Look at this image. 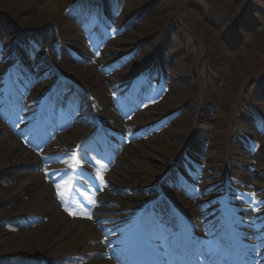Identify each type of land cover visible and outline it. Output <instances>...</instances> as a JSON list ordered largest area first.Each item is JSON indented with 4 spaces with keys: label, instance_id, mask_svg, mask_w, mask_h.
I'll return each mask as SVG.
<instances>
[{
    "label": "rangeland",
    "instance_id": "1",
    "mask_svg": "<svg viewBox=\"0 0 264 264\" xmlns=\"http://www.w3.org/2000/svg\"><path fill=\"white\" fill-rule=\"evenodd\" d=\"M80 1L53 0L50 8L47 0H0V112H6L8 86L14 91L10 96L25 99V92L8 76L20 60L19 55L28 62L25 53L32 62L26 66L28 71L36 67L35 77L43 74L42 67L52 72L34 81L32 88L56 85L51 92V112L33 102L30 113L37 115L40 110L43 121L53 116L54 125L58 126L57 140L63 147L69 146V141L78 139L81 131L74 128L76 118L68 116L66 121L54 113V109H65L69 96L63 92L70 93L64 90L56 71L60 76L72 73L71 67L67 71L58 58L64 48L69 53V49L77 47L84 58L90 52L93 62H100L98 68L91 67L93 62L88 65L94 70V76L89 77L91 82L73 79L68 87L78 86L85 96L88 92L94 94L99 100L95 102L101 125H111L125 134L129 129L135 133L139 130L135 139L154 151L153 157H137L142 172L134 173L129 167V183L136 190H130L134 195L130 197L132 203L144 206L160 198V186V190L165 187L167 196H174L166 190L165 180L172 172L170 180H180L178 172L188 169L193 171L187 175L198 189L212 184L210 181L222 190H227L229 183L238 186L237 193L253 200L255 206V213L239 214H255L256 222L262 224L256 228L264 230V124L261 126L258 121L262 118L264 122V0H84L87 3L83 6ZM95 7L100 18L91 14ZM78 14L83 20L76 17ZM60 31L76 39L63 44ZM44 53L47 58H43ZM70 57L87 65L83 57ZM79 69L78 74L82 75L85 70ZM21 72L24 74L23 68ZM19 82L25 89L27 84ZM55 95L56 103L52 100ZM81 100L79 95L78 102ZM79 108L82 116L89 114L88 108L80 104ZM109 111L116 119H110ZM92 124L89 121L85 128ZM96 130L100 131L97 136L108 134L104 129ZM61 132L65 134L59 138ZM127 139L121 141L130 140ZM133 142L130 140L129 144ZM258 143H262L261 147ZM129 144L126 145L132 150L134 144ZM17 164L20 163L13 167L19 171L23 165ZM100 166L119 177L121 164L113 167L103 162L98 164V171ZM36 168L29 167V174L37 172ZM21 181L18 174H0V214L4 215L0 217V242L14 241L16 246L21 234L35 235L40 223H49L47 213L33 211L36 206L29 204L33 197L29 191L17 199L5 198L4 193ZM138 181V185L145 182L144 187L136 186ZM209 184L204 194L212 190ZM180 192L185 201L179 204L171 200L188 214L187 218L194 215L204 225L222 221L214 211V202L203 194L197 199L199 202L201 197L202 202L190 211L186 193ZM18 200L23 202L21 206H27L23 211H19ZM221 225L224 227V223ZM33 241L37 242L31 240L33 248L25 252L12 257L0 255V264H50L51 255L63 258L60 253L68 245L66 239H61L39 258L35 251L43 248ZM73 263L62 259L53 264Z\"/></svg>",
    "mask_w": 264,
    "mask_h": 264
},
{
    "label": "bare ground",
    "instance_id": "2",
    "mask_svg": "<svg viewBox=\"0 0 264 264\" xmlns=\"http://www.w3.org/2000/svg\"><path fill=\"white\" fill-rule=\"evenodd\" d=\"M47 5L50 8H52L53 0H47ZM59 38H61L63 44H66L67 42L76 39L75 37L73 38L70 33L62 32V31L59 32ZM77 49L75 50L79 52L78 55L84 56L83 52L79 48ZM62 51L63 52L61 53L62 55L61 62L64 63L63 65L67 68L66 69L67 71L68 68L71 67V69L69 70L70 72H72L65 74H67L68 77L75 79L77 81L79 79L90 81L89 77L91 76L94 70L74 63V61L71 60L70 57L72 55L71 52L67 53V50L65 48L62 49ZM76 51H74L73 53L77 54ZM85 60L88 61V59L86 58ZM97 66L98 65H94V67ZM79 68H82L83 70L86 69V71L82 75L78 74L79 70H81ZM87 71L91 72L88 76H86L85 74ZM72 74H74L75 77L72 76ZM92 76H94V74H92ZM112 106H114V104H111V107ZM109 115H110V119H113L114 113L109 111ZM114 118L116 119V116ZM85 119L87 118H83V122ZM75 129L83 132L87 128L83 127V129L81 130L80 128L75 127ZM91 130L93 129H90L89 131ZM16 137L17 136L11 129H9L2 122H0V174L10 175V176H12L13 174L14 175L18 174L19 176L22 177V181L19 182L18 185L13 190H11L9 193H4L5 198L8 197L9 199L10 198L17 199L18 197L21 196L22 193L29 191L30 192L29 196H33L31 199L32 202H30L29 204H33V206H36L35 208H33V211L37 212L40 215H42L43 213H47L45 215L49 217V223H41L38 226L37 228L38 230L36 231L35 235L31 236L30 232L21 234L18 241L19 244L17 246L14 243V241H12L9 244L4 242L5 243L4 244L2 240L0 242V255L12 257L16 255L19 251L21 253L25 252L26 249L29 250L33 248V246L31 247L32 245L31 240H36L37 242L33 241L32 243H36L37 246H39L40 244V247L43 248L42 249L43 251H37V250L35 251L37 257L39 256L40 258L46 255L45 253H47V251L52 249L58 243V241H60L61 239H66L68 245L65 248H63L60 253L63 259L69 258L70 256L71 257L78 256V257L86 258L87 259L86 264H115L113 260L100 259L99 255L103 253L105 254L107 250L110 249V247H107L106 245L102 244L100 241L101 238L103 237L101 230H98L95 226H93V224L88 219L71 220L62 211H60L61 206H64L65 208L70 206L66 204L62 205L54 196V194L57 195L59 198H61L63 202H66L67 197L65 196V194L68 192L71 183L69 184V187L60 188L51 183L46 184L44 181V177L41 173H32L30 175L29 174L30 172H28L29 167L41 166L42 158L37 153L30 150L29 148L23 147L24 149L21 150L20 147L21 141H19V139ZM5 140H9V143L5 144ZM77 141L78 140H74V142ZM18 147H20V149H18ZM119 148L121 149L122 147L119 146ZM126 149H127L126 152L120 158L119 164H121V169H119V177L115 176L114 174H112L110 177V181L114 186L115 184H117V186H123V187L129 186L130 178L127 176L129 167L131 168L132 171H134V173H138L141 171L142 168L140 167V165L137 164L136 161L137 157L154 156L153 153L154 151L152 147L144 143L134 144L132 150L131 147ZM73 155L74 154H72L71 161H73ZM77 159L78 157H76V160ZM14 163H20L15 166H19V165H23V166H21L22 168L19 166L20 169L18 171L13 167ZM25 166L28 169L24 168ZM78 167H79V171L80 169L85 168L82 165H79ZM72 172L73 169L71 170V173ZM243 177H247V176L243 174ZM174 181L175 180L169 181L167 185L174 186V188L176 189L177 188L180 189V187L183 186V184H179L177 180L175 182ZM141 182H142L141 185H138V183H140L139 181L136 182V186L144 187L145 182L143 181ZM234 189L237 190L238 187L234 186ZM89 190H91L90 185L88 186V191ZM170 191L175 193L174 190H170ZM189 194H191L190 197H193L191 192ZM83 197L87 198V193L84 192ZM173 199L182 202L183 197L181 195H178V198L174 197ZM17 203L20 204L19 211H23L27 207L25 205L21 206V204H23V202L21 203V200H18ZM193 207L194 205L192 203L187 205V209L189 210H193ZM26 213L27 211L22 212L21 214L24 215ZM0 217L3 218L4 215L0 214ZM251 219L252 218L242 217L238 219V222L243 225L244 224L248 225L252 223ZM81 223H84L85 225L80 226ZM251 246L255 248L256 244L251 243L249 247L251 248ZM51 256L52 259L50 260L49 263L53 264L58 260V258L56 255H54V253ZM256 260L257 257H253V255L249 254L250 264H254Z\"/></svg>",
    "mask_w": 264,
    "mask_h": 264
},
{
    "label": "snow or ice",
    "instance_id": "3",
    "mask_svg": "<svg viewBox=\"0 0 264 264\" xmlns=\"http://www.w3.org/2000/svg\"><path fill=\"white\" fill-rule=\"evenodd\" d=\"M3 49V38L0 37V51H2Z\"/></svg>",
    "mask_w": 264,
    "mask_h": 264
}]
</instances>
